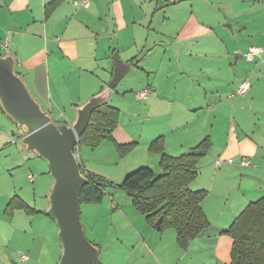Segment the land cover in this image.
<instances>
[{"label": "crops", "instance_id": "crops-1", "mask_svg": "<svg viewBox=\"0 0 264 264\" xmlns=\"http://www.w3.org/2000/svg\"><path fill=\"white\" fill-rule=\"evenodd\" d=\"M200 1L196 5L193 0H90L83 8L72 0H0V42L9 39L8 48L0 50L14 57L15 70L54 121L72 122L74 108L107 84L114 72V53L129 64L122 79L127 75L125 85L137 90L132 98L140 101L142 127L119 119L112 132L119 145L135 143L127 153L134 156L120 168L115 166L120 176L141 165L162 173L161 151L149 150L157 138L163 140L162 152L175 156L205 137L211 141L189 183L191 190L207 192L201 207L209 225L182 249L173 228L158 232L133 206L122 203L116 211L130 229L121 241L127 248L123 256L127 264H230L232 239L222 231L249 202L264 196V0H235L236 6L230 0H214L223 13L207 9L214 5L211 0ZM182 3L188 4V11L167 15L175 28L163 31L166 39L151 43L138 58L142 34L154 27V15ZM251 45L262 48L255 60L244 57ZM243 79L250 81L249 89L231 97ZM145 88L150 91L146 97H137ZM118 93L113 89L111 96ZM0 111V257L19 258L12 243L15 233L23 232L31 235L25 261L31 258V264H40L44 257L45 264H56L61 250L57 259L47 250L44 255L33 251L39 226L55 241L52 220L35 205L46 182L40 178L30 189L18 179L26 174V182L34 184L36 176L28 180L27 170L41 171L45 164L17 147L13 133H7L15 122ZM103 143L94 151L109 148L120 159L127 155L121 156L111 142ZM81 147L78 144L75 152L79 164L94 173L96 167L81 159ZM229 157L234 164L215 165L216 159ZM241 158L250 164H237ZM12 200L32 212L9 208Z\"/></svg>", "mask_w": 264, "mask_h": 264}, {"label": "trees", "instance_id": "trees-1", "mask_svg": "<svg viewBox=\"0 0 264 264\" xmlns=\"http://www.w3.org/2000/svg\"><path fill=\"white\" fill-rule=\"evenodd\" d=\"M119 116V108L109 101L94 109L79 137V145L96 148L102 142H111L121 156L130 152L135 143L119 145L112 137ZM162 143L160 137L149 145L151 152L161 151L158 164L162 173L157 175L151 167L140 166L127 173L119 186L131 198L134 209L144 216L149 225L158 232L173 228L177 244L184 249L209 225L201 207L207 192L191 190L189 183L195 179L199 161L207 153L211 141L205 137L187 152L176 156L162 152ZM81 170L88 182L81 188L79 202L101 201L107 183L83 167ZM14 207L32 212L25 204L12 200L9 208ZM160 217L162 219L157 224ZM222 233L232 239L230 264H264V196L249 202Z\"/></svg>", "mask_w": 264, "mask_h": 264}, {"label": "water", "instance_id": "water-1", "mask_svg": "<svg viewBox=\"0 0 264 264\" xmlns=\"http://www.w3.org/2000/svg\"><path fill=\"white\" fill-rule=\"evenodd\" d=\"M113 59L111 79L100 91L76 106L75 119L66 123L54 121L49 111L34 98L15 70L14 57L0 55V108L15 122L25 149L48 163L52 185L45 214L55 223L61 245L56 264H96L99 255V247L88 239L80 217V191L88 179L81 171L75 152L91 112L109 101L112 90L129 69V64L121 61L117 54Z\"/></svg>", "mask_w": 264, "mask_h": 264}, {"label": "rangeland", "instance_id": "rangeland-1", "mask_svg": "<svg viewBox=\"0 0 264 264\" xmlns=\"http://www.w3.org/2000/svg\"><path fill=\"white\" fill-rule=\"evenodd\" d=\"M193 2L198 5L201 3L200 0H193ZM211 2L214 4L213 7H207V9H213L216 8L220 10L219 7H221L220 2H216L214 0H211ZM230 3L233 6H236L237 3L235 0H230ZM248 3V2H247ZM178 4V3H177ZM173 5V4H170ZM168 5L166 8L160 9L155 15H154V27L150 30H147L142 34V40L140 41L139 51L140 55L138 58L141 57L144 53L148 51L149 46L151 43L159 44L162 43V40H165L166 38L162 35L163 31L169 30L175 27L170 26L169 19L167 15L169 13L173 12L179 15H183L184 10L186 8V11H188V4L182 3V5L179 6H170ZM222 12V10H220ZM223 13V12H222ZM178 18V17H177ZM225 26L229 27L228 24H225ZM170 32V31H169ZM161 50V49H160ZM4 50H0L1 54H4ZM116 53L113 54V56ZM211 51L208 49V58L211 59L212 57ZM137 58V59H138ZM133 70L140 72V69L134 68L132 66ZM213 68V66H212ZM132 74V71L131 73ZM127 77V75H126ZM121 79L117 85L115 86V90L119 91L118 95L113 94L109 100V103L112 105L117 106L120 111V120L121 121H131L135 128L139 129L141 128L142 124V118L140 116V101L132 98V96L135 95V92L137 91L134 85L129 87L128 85H125V79ZM125 85V86H124ZM133 87V88H132ZM132 89V90H131ZM1 112V111H0ZM2 113V112H1ZM6 116V115H5ZM6 120L9 121V119ZM13 123H10L11 128L7 130V133L12 132L13 133V140L16 141L17 147L22 148L24 150V145L20 142V139L18 137L16 129V125H12ZM103 143L102 146H106ZM104 148V147H101ZM94 148L88 147V146H82L81 147V153L82 156L81 159L83 160L84 164L87 162L88 164H92L94 167H96V171L94 174H96V177L99 179H103L104 182L107 183V185L104 188V195L101 201L98 202H81L80 203V210H81V221L83 223L86 235L88 239L96 244L99 247V255L97 258L98 264H127V257H123L126 255L127 248L122 246L121 241H123V238L127 236L130 233V229L126 228L122 224V217L123 215L116 211L119 209L120 205L122 203L132 205L131 198L126 194V192L119 186L124 176H120L119 173H117L116 165L118 168L122 166V164H126L130 158H132L134 153L127 154L123 159H120L118 156H114L112 154L111 149H98L101 150L99 154H97V151H94ZM138 150V149H136ZM29 151V150H26ZM32 154H35L33 151ZM92 152V153H91ZM136 152V151H135ZM36 155V154H35ZM36 159L42 160V162L45 164L44 170H35L34 168H31L29 173H32L36 176V181L34 184L26 182V174L24 176L19 175L18 179L22 180L23 185L27 188L32 189L34 185H36V182L41 178L42 181L46 182V190L42 193V190L37 189L36 193L41 194L40 196L36 197L35 205L39 208L46 209L47 208V194L51 188L52 185V178L49 174V167L48 163L45 159L41 157H37ZM114 165V167H113ZM142 166V165H141ZM144 166V165H143ZM140 166H137L133 168L131 171L135 170ZM130 171V172H131ZM10 173L16 172L15 170H9ZM27 173V172H26ZM129 173V172H128ZM48 218V217H47ZM50 220V219H49ZM52 222V235H54L53 239L55 241H52L51 238H47L46 233H44V229L42 226H39V233L38 236L39 239H35L33 243V251L35 253L40 252L42 255L47 251L50 253H54V257L57 259V251L61 250V245L57 237V227L53 221ZM16 237V238H15ZM31 238V235H28L23 232H16L13 237V246L17 248V251L23 252L25 254H30L27 243H29V240ZM14 248V249H15ZM40 264L46 263V260L44 257L39 258ZM1 264H13L14 261H16V264H31L33 261L30 258V260H20L19 258H6L5 256L0 257ZM25 261V262H24ZM57 261V260H56Z\"/></svg>", "mask_w": 264, "mask_h": 264}, {"label": "built area", "instance_id": "built-area-1", "mask_svg": "<svg viewBox=\"0 0 264 264\" xmlns=\"http://www.w3.org/2000/svg\"><path fill=\"white\" fill-rule=\"evenodd\" d=\"M169 2H172L174 0H168ZM73 4L78 6V7H83L86 8L89 3L90 0H72ZM9 45V39L8 38H4L1 42H0V48L1 49H7ZM262 53V48L260 46H255V45H251L247 48L244 57L247 60H255L256 58H259L261 56ZM250 87V82L248 79H244L240 82V84L234 89V91L232 92V94L230 95L231 97H235L236 95H243L245 94V92L249 89ZM149 89L145 88L143 90H141L140 92L136 93V96L139 98H145L146 95L149 93ZM224 163H228V164H234L235 160L233 158H226V159H222V158H218L215 160V165L220 166ZM237 164L241 165V166H248L250 164V161L247 158H241ZM28 180H33L34 176L32 173L28 174ZM19 253V259L20 260H26L27 259V255L22 253V252H18Z\"/></svg>", "mask_w": 264, "mask_h": 264}, {"label": "bare ground", "instance_id": "bare-ground-1", "mask_svg": "<svg viewBox=\"0 0 264 264\" xmlns=\"http://www.w3.org/2000/svg\"><path fill=\"white\" fill-rule=\"evenodd\" d=\"M245 54V53H244ZM244 80V79H243ZM250 82V81H249ZM240 84V83H239ZM237 87V86H236ZM82 171V170H81ZM82 173H83V171H82Z\"/></svg>", "mask_w": 264, "mask_h": 264}]
</instances>
